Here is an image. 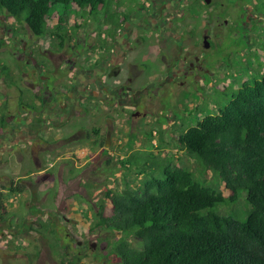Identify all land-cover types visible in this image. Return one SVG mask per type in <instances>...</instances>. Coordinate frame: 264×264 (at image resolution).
I'll return each instance as SVG.
<instances>
[{
  "label": "rangeland",
  "instance_id": "obj_1",
  "mask_svg": "<svg viewBox=\"0 0 264 264\" xmlns=\"http://www.w3.org/2000/svg\"><path fill=\"white\" fill-rule=\"evenodd\" d=\"M237 1H240L243 10L251 9L253 12L255 18L252 19L250 30L247 29V35L256 40L251 48L243 47V57L248 61L243 62V79L240 75L233 77L240 73L239 70L226 68L228 77L238 80V86L231 87V91L237 90L242 80L244 84L264 75V0ZM115 3L117 0H104L103 5L110 18L114 16ZM54 11L55 14L46 19L52 30L56 28L58 20L63 18L62 28L71 33L83 31L88 37L100 38L109 32L107 28L110 23L107 22V16L104 17V12L89 14L87 10H78L73 6L65 9L59 4L54 6ZM240 21L236 18L237 25L231 28L238 35ZM226 38L224 42H232V39ZM0 40V67L5 66L8 71L6 74L0 73V104L5 102L10 113L16 115V103L22 96L16 87L21 85L22 80L28 79L30 74L25 73L30 71L26 63L27 53L31 51L32 60L39 64H48L46 57L50 50L54 53L58 50L59 39L50 33L35 37L28 32L22 21L0 14ZM22 45L26 46L27 53L21 51ZM76 50L79 52L81 49ZM39 52H43L44 56ZM42 57L46 60L43 61ZM238 58V48L226 44L211 55L210 65L213 66L219 60L224 63L227 60L235 62ZM56 63L60 64V61L56 60ZM33 78L30 76V80ZM52 79L49 78V87ZM24 93L29 95L27 91ZM204 95L214 101L209 104H204L203 100L198 103L191 100L184 102L178 92L164 99L155 115L147 114L145 118L133 123L131 116L134 114L130 110L126 111L125 116L120 114L108 117L106 122V115L96 113L93 118L90 115L78 123L83 130L79 140L31 143L30 148L35 156L40 151L50 150L59 158L50 170H47L48 165L36 169L27 158L21 163L17 162L19 165L11 162L10 169L7 158L3 160L5 167L0 165V196L4 207L0 211V264H62L66 259L76 264H119V260L110 254V245L121 236L101 227L95 216L97 207L102 204L104 214L108 215L110 203L107 193L124 188L125 184L132 188L140 187L142 176L139 170L145 172L147 169L157 177H162L160 170L153 164L157 160L190 170L198 169V163L180 148L178 135L193 127L205 115L217 113L231 99L230 95L225 98L213 92ZM217 98L219 103L215 102ZM168 107L181 108L179 125L172 127L163 124L159 118ZM95 128L98 134L93 133ZM106 128L110 129V143L105 148L100 147V143L102 137L105 139ZM84 148L88 150L86 155L77 157L74 154L75 150ZM120 161H123L125 168L120 165ZM30 171L39 174L25 175ZM205 177L203 179L214 190L228 196L220 179L210 173ZM17 178L19 180L16 181ZM244 201V195H241L235 203L215 205L212 211L242 220L250 210ZM127 241L132 246L137 244L134 238H128ZM92 244H95V248L91 247Z\"/></svg>",
  "mask_w": 264,
  "mask_h": 264
},
{
  "label": "flooded vegetation",
  "instance_id": "obj_2",
  "mask_svg": "<svg viewBox=\"0 0 264 264\" xmlns=\"http://www.w3.org/2000/svg\"><path fill=\"white\" fill-rule=\"evenodd\" d=\"M241 7L237 0H117L108 34L99 38L64 30L67 34L61 48L59 43L47 60L42 57L48 64L32 60L31 51L27 53L22 45L30 69L25 73L30 74L16 87L22 95L16 116L0 128V165L5 167L7 158L11 169V162L19 165L27 158L36 169L48 165L50 170L59 158L50 150L35 156L30 143L79 140L83 130L78 123L96 113L106 115V122L130 110L133 123L147 114L155 115L163 100L178 92L184 102L203 100L204 104L214 101L206 92L232 97L230 88L238 86V80L229 78L226 71L239 70L233 77L243 79V62H248L243 47L251 48L256 40L247 35L253 12ZM236 18L241 20L239 35L231 29L237 25ZM226 37L232 42H224ZM226 44L238 48L239 58L210 65L211 55ZM49 78H53L51 87ZM242 85L243 80L239 88ZM180 109L168 107L159 118L173 127L180 123ZM105 133L104 147L110 129Z\"/></svg>",
  "mask_w": 264,
  "mask_h": 264
},
{
  "label": "trees",
  "instance_id": "obj_3",
  "mask_svg": "<svg viewBox=\"0 0 264 264\" xmlns=\"http://www.w3.org/2000/svg\"><path fill=\"white\" fill-rule=\"evenodd\" d=\"M103 3L0 0V14L22 21L35 37L50 33L61 48L67 34L62 31L64 19L58 20L54 30L46 23L55 14L54 6H73L89 14L101 11L107 16ZM106 19L113 22L112 17ZM0 73H8L5 66ZM4 109L0 108V128L7 126ZM177 141L198 169L157 160L153 164L162 177L139 170L140 187L125 184L107 193L108 215L102 204L97 207L101 227L121 236L110 245V254L119 264H264V75L234 90L224 107L180 132ZM100 145L104 146L103 137ZM207 173L220 179L228 196L203 179ZM241 195L250 206L242 220L212 211L215 205L235 203ZM3 208L0 196V211ZM128 238L137 244L132 246ZM62 264L76 263L66 259Z\"/></svg>",
  "mask_w": 264,
  "mask_h": 264
},
{
  "label": "bare ground",
  "instance_id": "obj_4",
  "mask_svg": "<svg viewBox=\"0 0 264 264\" xmlns=\"http://www.w3.org/2000/svg\"><path fill=\"white\" fill-rule=\"evenodd\" d=\"M66 29L62 28V31H64ZM59 43V42H58ZM57 43V44H58ZM1 95V94H0ZM1 97V96H0ZM0 108H5L3 111V116L6 118V119H9L10 116H16V115H12V114H15V113H10V110H8V107H7V104L5 102H3L2 104H0ZM16 112V111H15ZM31 144V143H30ZM92 247V246H91ZM93 248V247H92Z\"/></svg>",
  "mask_w": 264,
  "mask_h": 264
},
{
  "label": "crops",
  "instance_id": "obj_5",
  "mask_svg": "<svg viewBox=\"0 0 264 264\" xmlns=\"http://www.w3.org/2000/svg\"><path fill=\"white\" fill-rule=\"evenodd\" d=\"M87 149L86 148H84V149H82V150H78V151H76L75 152V154H76V156L78 157V156H83V155H86V153H87ZM83 154V155H82Z\"/></svg>",
  "mask_w": 264,
  "mask_h": 264
},
{
  "label": "water",
  "instance_id": "obj_6",
  "mask_svg": "<svg viewBox=\"0 0 264 264\" xmlns=\"http://www.w3.org/2000/svg\"><path fill=\"white\" fill-rule=\"evenodd\" d=\"M109 137H110V135H107V136H106L105 147L109 146V143H110V141H109ZM92 247L95 248V244H93Z\"/></svg>",
  "mask_w": 264,
  "mask_h": 264
}]
</instances>
